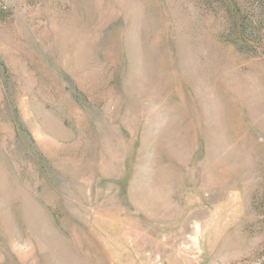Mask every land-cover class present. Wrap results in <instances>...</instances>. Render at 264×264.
<instances>
[{"label": "rangeland", "instance_id": "obj_1", "mask_svg": "<svg viewBox=\"0 0 264 264\" xmlns=\"http://www.w3.org/2000/svg\"><path fill=\"white\" fill-rule=\"evenodd\" d=\"M0 264H264V0H0Z\"/></svg>", "mask_w": 264, "mask_h": 264}, {"label": "trees", "instance_id": "obj_2", "mask_svg": "<svg viewBox=\"0 0 264 264\" xmlns=\"http://www.w3.org/2000/svg\"><path fill=\"white\" fill-rule=\"evenodd\" d=\"M219 1H224V0H219ZM241 23H243V24H241L240 26L245 27V29L243 30V32H244V33H247V32H248V34H250L249 31H250V30L252 31V22H248V23H246V22L243 20V17H242V19H241ZM252 34H253V31H252Z\"/></svg>", "mask_w": 264, "mask_h": 264}]
</instances>
